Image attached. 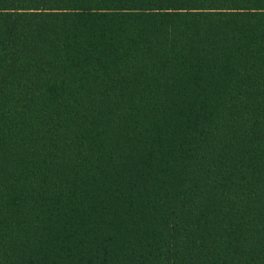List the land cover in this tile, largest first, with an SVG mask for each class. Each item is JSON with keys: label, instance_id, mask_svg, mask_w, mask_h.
Returning a JSON list of instances; mask_svg holds the SVG:
<instances>
[{"label": "trees", "instance_id": "obj_1", "mask_svg": "<svg viewBox=\"0 0 264 264\" xmlns=\"http://www.w3.org/2000/svg\"><path fill=\"white\" fill-rule=\"evenodd\" d=\"M0 264H264V0H0Z\"/></svg>", "mask_w": 264, "mask_h": 264}]
</instances>
